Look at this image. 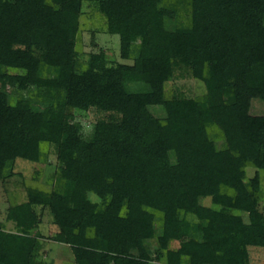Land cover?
<instances>
[{
  "label": "trees",
  "instance_id": "trees-1",
  "mask_svg": "<svg viewBox=\"0 0 264 264\" xmlns=\"http://www.w3.org/2000/svg\"><path fill=\"white\" fill-rule=\"evenodd\" d=\"M84 3L118 37L119 61L93 41L83 53ZM188 77L205 93L166 95ZM254 100L264 103V0H0V182L16 193L0 264H48V214L72 264H248L249 248H264ZM91 110L101 117L85 134L73 112ZM50 156V188L6 170Z\"/></svg>",
  "mask_w": 264,
  "mask_h": 264
},
{
  "label": "rangeland",
  "instance_id": "rangeland-1",
  "mask_svg": "<svg viewBox=\"0 0 264 264\" xmlns=\"http://www.w3.org/2000/svg\"><path fill=\"white\" fill-rule=\"evenodd\" d=\"M83 17L81 20L82 23V46L83 53L88 54L94 48L92 46L93 42L97 44L99 48H102L108 54L110 60L118 59V37H111L105 33L104 22L101 17L98 16V13L91 10V7L88 3H84L82 6ZM49 28L55 29L57 23L55 20H50L47 23ZM96 33L94 34V32ZM93 41V42H92ZM92 42V44H91ZM200 77H188L187 79H178L169 82L166 86V95L170 96V92L173 89L181 88V92L188 97L199 96L205 93V87L203 83L199 80ZM251 113L254 115H264V103H261L257 100L252 102ZM76 121H78L84 128L83 132L85 134L89 133L92 129L94 122L101 117L99 113L95 111L90 112H73ZM51 166H42L32 163L30 161L16 159L13 163L8 164L6 170L13 169L14 172H19L23 176V181L26 184H32L34 186H39L42 188H50V175L54 171L55 160L54 156H50ZM247 174L252 177L254 170L249 168ZM15 178L19 179L18 176ZM264 181V177L262 178ZM6 183L0 182V222H4L5 216L7 213V208L9 204L15 203L16 193L13 192L14 187ZM50 183V184H49ZM262 192L264 195V184L262 183ZM18 194V193H17ZM21 201L25 199L24 194H19ZM93 197V196H92ZM95 198V197H94ZM205 206L210 205L209 198L203 199L202 202ZM260 210L264 213V197L262 199ZM43 223L39 227V232L43 236L40 239L41 250L43 254V259L46 263L50 264H72L73 257L68 246L63 244L54 243L49 238L56 233V228L51 224L50 215L44 216ZM5 227L8 230L14 229V224L11 222L5 223ZM180 245L177 243H172V248H178ZM154 248L153 242L148 243V249L152 250ZM248 264H264V248H249V261Z\"/></svg>",
  "mask_w": 264,
  "mask_h": 264
},
{
  "label": "crops",
  "instance_id": "crops-1",
  "mask_svg": "<svg viewBox=\"0 0 264 264\" xmlns=\"http://www.w3.org/2000/svg\"><path fill=\"white\" fill-rule=\"evenodd\" d=\"M55 243V242H54Z\"/></svg>",
  "mask_w": 264,
  "mask_h": 264
}]
</instances>
